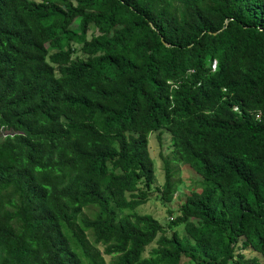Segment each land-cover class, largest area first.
<instances>
[{
    "label": "trees",
    "instance_id": "16d2710c",
    "mask_svg": "<svg viewBox=\"0 0 264 264\" xmlns=\"http://www.w3.org/2000/svg\"><path fill=\"white\" fill-rule=\"evenodd\" d=\"M0 127V264H264V0H0Z\"/></svg>",
    "mask_w": 264,
    "mask_h": 264
},
{
    "label": "rangeland",
    "instance_id": "374dc122",
    "mask_svg": "<svg viewBox=\"0 0 264 264\" xmlns=\"http://www.w3.org/2000/svg\"><path fill=\"white\" fill-rule=\"evenodd\" d=\"M213 64V62H212ZM0 127V140L2 139V131ZM147 148L150 157L153 160L155 175L154 181L152 182V187L159 186L163 181V169L161 156L171 158L172 150L170 144V137L168 133L161 131H152L148 134ZM174 174L173 180L176 183V189L172 195L170 202H161L157 197V191L153 188L148 192V199L138 207H136V212L139 214L146 213L150 214L152 217L157 219L161 224L166 223L170 220L168 215V210H175L178 204L183 200L185 195L194 188L196 190L200 189V177L195 174L189 167L186 165L175 162L174 163ZM175 229L179 230V227ZM179 232V231H178ZM181 233V232H180ZM169 234V232H168ZM154 244L151 243L146 247V250H149ZM245 257L256 256L259 260V264L262 263V258L258 252L251 251L249 249H244L242 251ZM107 259V257H106ZM180 264H193L186 258H182Z\"/></svg>",
    "mask_w": 264,
    "mask_h": 264
},
{
    "label": "built area",
    "instance_id": "2783aa9c",
    "mask_svg": "<svg viewBox=\"0 0 264 264\" xmlns=\"http://www.w3.org/2000/svg\"><path fill=\"white\" fill-rule=\"evenodd\" d=\"M213 63H214V61H213Z\"/></svg>",
    "mask_w": 264,
    "mask_h": 264
}]
</instances>
